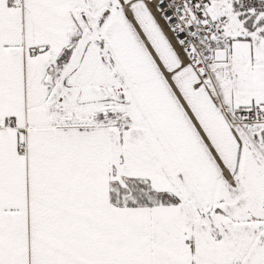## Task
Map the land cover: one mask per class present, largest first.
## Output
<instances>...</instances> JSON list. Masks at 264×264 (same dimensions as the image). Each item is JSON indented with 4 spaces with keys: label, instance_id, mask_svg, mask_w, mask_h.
I'll return each mask as SVG.
<instances>
[{
    "label": "snow or ice",
    "instance_id": "obj_1",
    "mask_svg": "<svg viewBox=\"0 0 264 264\" xmlns=\"http://www.w3.org/2000/svg\"><path fill=\"white\" fill-rule=\"evenodd\" d=\"M0 264H264V0H0Z\"/></svg>",
    "mask_w": 264,
    "mask_h": 264
}]
</instances>
